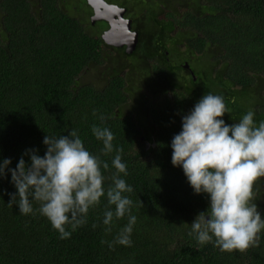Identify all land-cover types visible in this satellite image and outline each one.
I'll use <instances>...</instances> for the list:
<instances>
[{
    "label": "trees",
    "instance_id": "trees-1",
    "mask_svg": "<svg viewBox=\"0 0 264 264\" xmlns=\"http://www.w3.org/2000/svg\"><path fill=\"white\" fill-rule=\"evenodd\" d=\"M135 1H123L138 8L131 14L138 41L126 58L124 50L102 41L105 22L83 23L63 10L62 0H0V163L9 159L8 169H15L23 156L30 166L31 150L44 156L46 135L58 138L76 130L85 148L109 164L103 171L107 188L115 149L122 148L127 175L121 178L133 188L125 195L136 217L132 246L110 250L101 241H113L128 215L114 219L111 232L106 231L107 202L101 198L89 210L87 223L61 239L37 211L38 202L28 215L8 205L16 189L5 169L0 178V264H264V231L258 247L233 253L212 243L200 246L188 235L196 216L207 210L209 197L195 194L182 168L171 163V142L182 130V118L205 94L224 97L230 110L222 117L226 125L239 122L249 109L256 123L264 121V0ZM83 3L77 12L91 16ZM127 5L125 17L131 11ZM177 33L186 53L176 47ZM113 52L132 62L129 71L137 82L131 88L124 67L110 65ZM168 56L188 59L183 70L193 71L194 81L179 66L166 64ZM195 61L202 67L198 72ZM99 66L105 71L94 87L83 74ZM137 93L143 96L142 106L134 101ZM93 125L114 135V150L107 156L101 154ZM254 191L264 219V178Z\"/></svg>",
    "mask_w": 264,
    "mask_h": 264
},
{
    "label": "clouds",
    "instance_id": "clouds-1",
    "mask_svg": "<svg viewBox=\"0 0 264 264\" xmlns=\"http://www.w3.org/2000/svg\"><path fill=\"white\" fill-rule=\"evenodd\" d=\"M117 49H124L126 55L124 47ZM229 111L222 95H203L182 118V130L171 142L172 165L182 168L195 194L209 197L207 210L196 216L188 235L200 246L212 243L223 253L258 247L259 234L264 231V219L254 203V188L264 178V121L256 123L255 113L249 109L239 122L226 125L222 117ZM91 131L102 142L101 154L112 153L114 135L110 129L93 125ZM43 144V157L31 150L30 166H26L23 156L15 169H8L9 159L0 163V178L8 169L16 189L15 194H10L8 205L15 204L20 214L28 215L33 213V202H38L37 211L61 239H67L87 223L89 210L105 198L106 231L111 232L113 220L126 214L128 223L113 241L101 243H108L110 250L116 245L131 247L136 217L130 214L133 201L125 195L132 193L133 188L121 178V174L127 175V165L121 159L123 149H115L111 163L115 171L111 184L105 188L103 171L109 169V164L85 148L76 130L58 138L46 135Z\"/></svg>",
    "mask_w": 264,
    "mask_h": 264
},
{
    "label": "water",
    "instance_id": "water-1",
    "mask_svg": "<svg viewBox=\"0 0 264 264\" xmlns=\"http://www.w3.org/2000/svg\"><path fill=\"white\" fill-rule=\"evenodd\" d=\"M85 2L93 12L90 17L92 24L104 21L108 25V29L101 34L102 41L116 48L124 47L125 53L131 54L136 48L138 33L131 31V20L123 18L125 9L108 4L104 0H85Z\"/></svg>",
    "mask_w": 264,
    "mask_h": 264
},
{
    "label": "rangeland",
    "instance_id": "rangeland-1",
    "mask_svg": "<svg viewBox=\"0 0 264 264\" xmlns=\"http://www.w3.org/2000/svg\"><path fill=\"white\" fill-rule=\"evenodd\" d=\"M123 1L124 0H119V2L121 3V5L119 7H121V8H124L125 5H127ZM145 1L146 0H136L135 4L144 3ZM152 1H155V0H152ZM175 1L181 2V0H175ZM174 4H175V2H174ZM176 4H179V3H176ZM81 5H84L83 0H62V8L66 7V9H63V10H67V12L71 16L81 20L83 23L89 22V18H90L89 14L87 16H84L80 11L77 12V9H78L77 7H79ZM127 6H129L131 11L128 14V16L125 17V18L131 20V14H132V16H135L138 8L135 7V6H132V5H127ZM126 11H127V9H125V14H127ZM173 37H177L176 38L177 43H175V44H176V47H178L179 52L180 53H184V51L186 50L184 39L180 38L178 33L176 35H173ZM171 46L172 45L168 44V47H171ZM109 60H110V65L112 66V68L113 67H119V68L124 67L123 71L127 74V76L129 78H131V82L129 83V87L131 88L132 85L137 82V79H136L137 75L136 74H131L130 71H129L130 70V66H132V62H130L129 60L123 59V57H121L119 54H117L115 52H113V57L109 58ZM192 65L196 66L195 70L197 72L202 68L196 61ZM103 71H105V66L104 67L103 66H99V67L94 68V69L93 68L86 69L84 74H83V80L85 82H87V83L88 82L95 83L94 87H96L97 85H100V83H101V78L103 77V74H102ZM139 85H142V82H140ZM141 91H143V89ZM138 94L139 93L136 94L137 100L134 99V101L137 104H139L140 106H142L143 105V96L142 95H138ZM133 102L131 101L129 103V105H127L126 111L130 110L131 105L133 104ZM132 109H133V107H132ZM133 112H134V110H133ZM134 115L137 116V114L135 112H134ZM144 142H145V144L147 143L146 140ZM146 146H148V145L146 144Z\"/></svg>",
    "mask_w": 264,
    "mask_h": 264
},
{
    "label": "flooded vegetation",
    "instance_id": "flooded-vegetation-1",
    "mask_svg": "<svg viewBox=\"0 0 264 264\" xmlns=\"http://www.w3.org/2000/svg\"><path fill=\"white\" fill-rule=\"evenodd\" d=\"M91 10V9H90ZM92 14H93V12H92V10H91V16H92ZM89 21H90V18H89ZM91 22V21H90ZM101 22H104V21H98V22H96V23H101ZM132 22V21H131ZM105 24H106V27L103 29V30H101V34L106 30V29H108V25H107V23L105 22ZM132 30V29H131ZM133 31V30H132ZM101 36V35H100ZM186 48V47H185ZM122 50H124V49H122ZM184 53H186V52H184ZM182 55V54H181ZM126 56V58H128V57H130L129 55H128V53L125 55ZM128 60V59H127ZM168 62H170V64L172 65V67H176V66H179V68L180 69H184L182 66H183V64L184 63H187V64H189L190 62H189V60L188 59H181L180 57H178V56H176V57H171V56H168V58H167V60H166V64L168 63ZM169 68H171V67H169ZM184 71V70H183ZM193 72V71H192ZM184 73H187L186 75H189L190 77H192L193 78V76H192V74H191V72L190 71H184ZM195 73L193 72V75H194ZM194 78H195V76H194Z\"/></svg>",
    "mask_w": 264,
    "mask_h": 264
},
{
    "label": "bare ground",
    "instance_id": "bare-ground-1",
    "mask_svg": "<svg viewBox=\"0 0 264 264\" xmlns=\"http://www.w3.org/2000/svg\"><path fill=\"white\" fill-rule=\"evenodd\" d=\"M126 42V41H125Z\"/></svg>",
    "mask_w": 264,
    "mask_h": 264
}]
</instances>
